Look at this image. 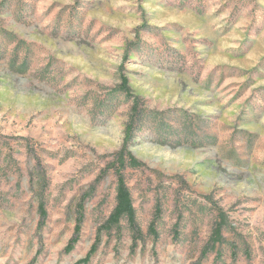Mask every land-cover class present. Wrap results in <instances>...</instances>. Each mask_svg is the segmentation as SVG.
Returning <instances> with one entry per match:
<instances>
[{"label": "rangeland", "instance_id": "obj_1", "mask_svg": "<svg viewBox=\"0 0 264 264\" xmlns=\"http://www.w3.org/2000/svg\"><path fill=\"white\" fill-rule=\"evenodd\" d=\"M0 264H264V0H0Z\"/></svg>", "mask_w": 264, "mask_h": 264}, {"label": "trees", "instance_id": "obj_2", "mask_svg": "<svg viewBox=\"0 0 264 264\" xmlns=\"http://www.w3.org/2000/svg\"><path fill=\"white\" fill-rule=\"evenodd\" d=\"M132 126L131 124L126 128V137L127 141H129L131 136ZM135 162V159L132 157L129 151H126L125 148H122L119 152L118 159L111 166L115 169L117 174V187H116V195L115 201L116 204L112 209L111 213L107 217V221L105 225H113L119 223L123 218H126L130 228L134 233L138 234L137 222L135 217V210L133 207V201H131L130 192L128 186L125 184L122 167L127 164H132Z\"/></svg>", "mask_w": 264, "mask_h": 264}]
</instances>
